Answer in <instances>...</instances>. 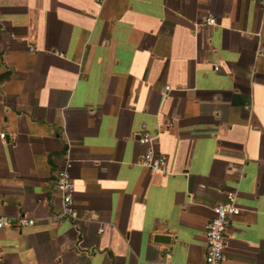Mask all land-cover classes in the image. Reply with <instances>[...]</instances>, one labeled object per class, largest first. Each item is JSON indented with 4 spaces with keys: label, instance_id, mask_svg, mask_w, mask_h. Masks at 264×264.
<instances>
[{
    "label": "crops",
    "instance_id": "crops-1",
    "mask_svg": "<svg viewBox=\"0 0 264 264\" xmlns=\"http://www.w3.org/2000/svg\"><path fill=\"white\" fill-rule=\"evenodd\" d=\"M69 148L82 219L59 222ZM229 192L224 264H264L258 1L0 0V264L202 263Z\"/></svg>",
    "mask_w": 264,
    "mask_h": 264
},
{
    "label": "built area",
    "instance_id": "built-area-1",
    "mask_svg": "<svg viewBox=\"0 0 264 264\" xmlns=\"http://www.w3.org/2000/svg\"><path fill=\"white\" fill-rule=\"evenodd\" d=\"M261 7L264 8V0H256ZM210 25L216 24V19L210 17L207 20ZM219 67H215V71H219ZM4 138L5 135L2 134ZM154 137L150 132L145 131L139 138V142L147 146L146 152L139 159L138 164L149 171L166 173L167 171V157L158 154L154 147ZM63 166L57 172L55 181V190L61 195L60 212L57 220H71L73 222L81 220V215L75 206V183L72 178L73 161L71 159L70 148L62 155ZM214 216L207 225L206 237V254L202 263H187V264H224L226 260L225 251L227 249L226 235L231 225L233 217L241 213V209L237 202L235 192L227 194V200L213 209ZM36 223L34 219L27 216H21L17 219V224L20 228L33 226ZM12 221L5 218L0 213V230L11 227ZM102 231V230H101Z\"/></svg>",
    "mask_w": 264,
    "mask_h": 264
},
{
    "label": "water",
    "instance_id": "water-1",
    "mask_svg": "<svg viewBox=\"0 0 264 264\" xmlns=\"http://www.w3.org/2000/svg\"><path fill=\"white\" fill-rule=\"evenodd\" d=\"M157 238H158L157 240L161 242H164L167 239L166 236H158Z\"/></svg>",
    "mask_w": 264,
    "mask_h": 264
}]
</instances>
